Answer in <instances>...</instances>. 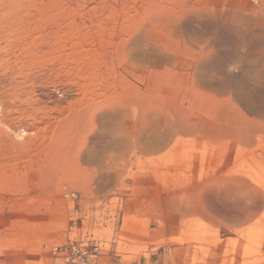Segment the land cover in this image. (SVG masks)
<instances>
[{"label": "rangeland", "instance_id": "obj_1", "mask_svg": "<svg viewBox=\"0 0 264 264\" xmlns=\"http://www.w3.org/2000/svg\"><path fill=\"white\" fill-rule=\"evenodd\" d=\"M263 59L264 0H0V264H264Z\"/></svg>", "mask_w": 264, "mask_h": 264}, {"label": "built area", "instance_id": "obj_2", "mask_svg": "<svg viewBox=\"0 0 264 264\" xmlns=\"http://www.w3.org/2000/svg\"><path fill=\"white\" fill-rule=\"evenodd\" d=\"M262 68H263V70H264V59H263V61H262ZM72 248L74 249V247H72ZM59 252H60V253H63V254H67V253H68V249H67V248H60V249H59ZM69 252H71V251H69ZM81 254H84V253L82 252Z\"/></svg>", "mask_w": 264, "mask_h": 264}]
</instances>
